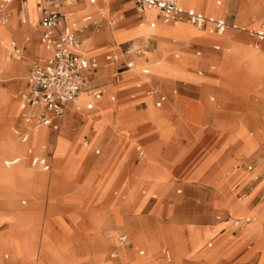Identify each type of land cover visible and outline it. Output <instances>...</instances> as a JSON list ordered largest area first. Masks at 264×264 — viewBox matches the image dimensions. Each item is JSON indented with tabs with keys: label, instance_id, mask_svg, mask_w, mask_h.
Masks as SVG:
<instances>
[{
	"label": "crops",
	"instance_id": "crops-1",
	"mask_svg": "<svg viewBox=\"0 0 264 264\" xmlns=\"http://www.w3.org/2000/svg\"><path fill=\"white\" fill-rule=\"evenodd\" d=\"M21 1L23 0H0V20L3 17H9L12 18V25L15 20L16 27L26 25L27 22L22 21L23 18L21 17L23 14L22 8L19 9ZM28 1L30 6L29 15L28 13H25V15L27 18L31 17L32 11H34L32 9L33 5L36 9L37 27H32L34 28L32 30L30 26L27 27L26 31L19 33L16 27L7 25L8 30L5 31L4 27L6 25H0V43H2L0 44V48H8L5 45V40L10 38V36L12 39L15 38L22 41L25 38V34L30 32L31 38L27 35V44L24 45L22 42V46L26 47L28 55L32 53L36 55L30 65L28 76L32 71L34 61L50 56V51L45 49L41 39L42 27L39 25L41 8L51 7L65 11L69 15L70 20L75 22L77 26L76 33L79 39L78 52L82 55L84 72L89 77L92 86L95 89H100L102 92L99 99H94L91 95L85 93L81 107L82 112L76 113L70 121L66 120V116L71 112L72 102L66 104L64 112L61 115L54 117V124L57 127L44 125V128H34L31 131L33 144L37 146L42 141H44V145L45 142H50L49 135L51 131L55 132L53 139L48 143V146H52L51 150H48L45 145L43 149L38 151L34 146L32 147L30 144H27L25 150L22 151L24 155H30V165L28 166L39 171L36 174L37 181H32L31 185H36L39 189L47 183L51 178L50 172L54 164L58 167L60 179L62 177L61 174H70L75 170L66 165V156H63L59 163L54 158L56 137L58 135H63L70 145L76 142L78 136H81L83 140H85L84 137H87L85 141L90 143V146L84 158L91 146L99 145L103 148V152L99 157L89 160L93 169L90 176H88V179L92 180V186L90 187L91 194L95 196L98 193H105L117 174L125 168L126 175L121 181L119 188L114 191L115 203L110 209L116 213L121 206H129L136 203L134 210L138 213L150 202V209L153 210L154 214L150 215L146 212V215L144 214L141 217L136 216L131 219L125 216L126 220H124L126 223L128 220L134 222V225L137 227V229L135 227L132 231L135 245H141V243L147 245L152 240H156L158 247L153 254L160 248L159 256L153 258L154 262L152 260V264H167L170 262L173 259L174 250L179 246H182L184 253H186L182 259V264H218V257H212L208 254L209 251H207L208 255L205 258L200 256L198 259H195V257L202 254L205 250H209L203 248L205 245L211 247L213 240L205 241L203 246L197 251H192L188 242L189 233L192 231V227L190 226L198 227L200 230L203 228L211 230L214 232L211 238L214 237L215 239L217 236L227 232L229 219L225 217H231V213L226 207V203L233 198L240 197H234L230 193L232 188L238 187L240 184L239 191L241 192L237 194L250 196L246 203L248 207L260 202L262 200L260 199L261 197L264 198V123L258 117L260 128L256 129L257 125H255V118L253 117L256 113L259 116L264 110V76L252 72L245 77V72L241 68L235 70L233 73H227L217 67L210 68V63L216 62L214 59H195L191 56L195 55L199 57L212 54L219 57L227 42L235 46L245 47L248 45L246 40L228 33V40L227 42L224 40L225 43L220 39L213 38L210 41L204 39L207 44H203L197 40V34L191 35L188 41L169 34L171 32L181 35L193 33V30L188 29L187 26H183L182 24L177 29L175 27L174 29H157V31L144 30V27L156 28L158 22L162 26L164 24L165 27L169 24L171 25L173 22L164 20L160 11L155 8L154 12L150 14L148 12L152 10L148 11L147 14H145L147 9L138 11L133 0H108L106 2L104 0H95L94 3H91L89 0ZM100 1L102 3H99ZM222 2L226 3L223 13L224 18L218 17L215 19H223L228 23L241 26L242 24L240 23L241 25H239L236 21L242 22L240 17L246 19L250 10H245L243 7L238 8L240 14L236 18V21H231L226 18L227 0H222ZM197 4L201 6V9L191 7L189 3L178 2L181 8H193L198 13L206 16L203 10L207 3ZM88 5H96V8H91ZM101 7L104 8V13L101 12ZM253 8H264V6L254 4ZM243 13H246V15H243ZM209 14L220 15L217 13ZM151 22H155L156 25L154 27L150 26ZM177 22L190 23L185 19ZM202 28L207 29V27ZM19 30H22V28ZM118 30L124 31L116 34ZM198 32L202 34L207 33ZM213 33L220 34V32ZM36 34L38 35V42L34 43L32 36ZM84 40H86L84 43L86 46L90 44L88 54L83 53L81 50ZM258 40L264 43V39L257 37ZM11 42L12 47L18 48L17 54H14L12 48L13 56H19L20 48L13 41ZM30 43H34L39 47H31ZM209 43H211V48L215 52L208 50ZM222 45L223 48L221 49ZM127 48L130 49L129 52L125 51ZM36 49L42 50V54L36 53ZM201 49L204 50L203 54H201ZM27 50L32 53H29ZM181 51L186 52L188 59L183 58V60L188 63L180 65L176 71L172 72L170 71V63L173 54L174 52ZM92 58L96 60L95 67H92L90 64ZM131 61L132 65L128 66V62ZM135 62L140 66L136 71H134L135 69H131ZM128 71H134V73L126 75ZM252 92L258 94L260 103L259 101L256 103L251 100ZM209 93L214 94L209 96V100L214 101L216 97V103L211 104L208 102ZM188 98L202 103L204 113L198 128L191 127L189 121L188 125L184 117L185 101ZM88 101L93 102L92 109L86 108L85 104ZM149 103L152 105L150 106L151 108L154 107L156 109L152 108L151 116L159 120L165 118L169 122L171 129H158L154 118L149 117L147 111ZM118 105L121 106L120 112H117L115 109ZM13 108V111H9V114L11 112L16 114L17 108ZM98 109L101 114L99 116L103 115L106 121L102 124L98 137L93 140L96 131L85 125L82 117L84 113H87L90 118L95 119V115L91 112H95ZM247 118L252 120L247 121ZM74 120L77 121V124L73 129L72 137H69L67 129L69 124ZM19 125L21 126V123ZM242 125L250 133V139L241 138L244 135ZM35 129H37L36 134H34ZM14 132L18 133L19 131L15 129ZM235 134L241 135V137H235ZM19 136L21 143H30V139L28 140V137H30L29 128L22 127V132L19 133ZM6 138L7 136H3L0 142H4ZM9 141L13 149L14 143L17 140L9 139ZM22 147L20 146L18 150H21ZM101 147L94 148V153L99 154ZM32 149L38 153H35ZM73 149H76V145ZM132 151L134 152V159L128 162V157ZM140 152L142 153L141 155ZM103 153H105V156ZM148 155L153 160L151 163L147 161L150 164L149 172L161 173L168 178L166 190L160 196L156 191L150 194H147L145 191L149 188L151 180L142 179L141 182L137 183L138 177L136 174L142 170L141 166ZM34 157L42 158L44 162L33 163L32 159ZM18 162L19 158L11 160L9 158L8 161L4 160V164L7 167L15 165ZM127 162L129 164L126 168ZM103 163L106 165L104 168L102 166ZM116 164L117 169L115 170ZM249 166L250 169L248 168ZM128 168L129 171H127ZM113 170H115V176L104 190L106 179ZM60 179L56 178L55 180H57L56 182H61ZM26 181L17 179L15 182L17 186L21 187L24 185V182L27 183ZM135 183L132 199H129V197L127 199L121 198L122 195L126 196L127 191L125 188ZM172 183H179L185 188L193 189L199 197H204L198 204L203 208V211H189L187 214L188 222H160V214L162 212L170 214L173 208L171 202H164V196L171 190ZM161 187L162 184L160 185ZM16 191L17 194L9 205L0 196V225L12 220L15 221V219L19 222L23 213L25 214L28 211L36 213L38 211V209L15 211L13 209L14 200L19 194L32 196L37 193H29L30 190L28 188ZM139 191L143 195L140 198L138 197L136 201ZM73 192L65 196V202L81 207L84 204L83 198L79 196V192L77 194ZM118 192L120 193L118 194ZM177 192H180V189H177ZM258 198L260 200L253 203ZM24 202L25 200H22V203ZM244 206L242 207L241 205L240 208V205H235L234 210L239 212L247 210ZM105 214L106 211H104V216ZM239 218L248 219L241 227L251 221V216L247 212L243 217ZM114 219L116 222L122 220L116 216H114ZM50 221L48 220L50 225L54 223L59 225V227L61 226V228L65 223L63 218H54L52 222ZM241 227L233 226V228H230L231 234L236 235ZM15 229L16 226L10 225L8 228L0 230V239L15 235ZM170 233L173 235L171 239L169 237ZM161 236L167 237L159 241L160 238L163 239ZM260 237V233L255 234V239L259 243H262L263 241L260 240ZM247 241H251L250 238L243 240L242 244L232 251V254L228 257L229 264H244L255 259L250 254L248 255L249 252L246 250L240 258L235 261L233 260L235 253ZM162 244H168L170 249ZM253 245L254 242L251 241L250 247H253ZM8 250L11 253L13 251L12 248ZM5 256L7 257V255ZM248 258L251 259L248 260ZM2 263L5 264V262Z\"/></svg>",
	"mask_w": 264,
	"mask_h": 264
},
{
	"label": "rangeland",
	"instance_id": "rangeland-1",
	"mask_svg": "<svg viewBox=\"0 0 264 264\" xmlns=\"http://www.w3.org/2000/svg\"><path fill=\"white\" fill-rule=\"evenodd\" d=\"M104 1L106 2L108 0ZM180 1L182 3H189L187 0ZM217 1L218 0H193V4L189 3V5L196 9H201V6L197 3H207L205 5V8L209 5L210 7L208 10L204 9L203 11H205L206 13H217L221 15L224 13L226 3H223L221 0V4H218ZM99 3L102 2L100 1ZM227 3L228 5L226 6V18L228 20L236 21V18L240 14L238 8L243 7V9L245 10H250L248 16H246L247 20L243 17H240L242 22H236H238L239 25L244 24L249 26L248 28H252V31H255L254 29H264V8H253L254 4L258 6H264V0H227ZM21 5L22 1L19 3V9L22 8ZM88 6L91 8H96L94 5ZM243 15H246V13H243ZM3 19H6V22L0 21V25L16 27L15 20L14 24H11L12 18L3 17ZM182 25L187 26L188 29L193 30V33L181 35L176 32H171L169 34L186 41L190 40L191 35L197 34V40H199L203 44H207L204 41L205 36L220 37L222 39L220 40L225 43V41L227 42L228 40V33H230L240 38H244L248 44L245 47H240L229 44L227 42V45L224 46V50L219 57H216L212 54L199 57L192 55L191 57L195 59H214L216 62H211L210 64H215L218 69H221L227 73H233L235 70L241 68L245 72V77L252 72H256L264 76V50H262L264 48V43H261L260 40L257 41V36L255 34H250L248 31H238L232 29L225 30V32L220 34H202L199 33L189 23H184ZM163 26L158 22L156 28L153 29L144 27V30L157 31V29H174L175 27L177 29L181 25L173 26L171 23V25L169 24L166 27L164 24ZM27 27H30V25L26 23V25L16 27V29L19 31V33H21L23 31H26ZM20 28H22V30H19ZM32 30H34V28H32ZM123 31L124 30H118L116 34ZM27 35H29L31 38V33L27 32L25 34V38L22 39V41L15 38L12 39V37L6 39L5 45L9 47L5 49L2 55L0 54V67L2 68L0 69V139L3 136H7L4 142H0V189L2 191L0 193V196L4 200H6L5 202L7 203V205H9L17 194L16 190H26L28 188L30 190L29 193H37L32 196L19 194L14 200L13 209L15 211H28L29 209H38V211L36 213L29 211L25 214L23 213V215L20 217L19 222H17V219H15V221L12 220L11 222L0 225L1 231L5 228H8L10 225L16 226L15 235L2 237L0 239V264H4L2 262H5V264H152L154 262L153 258L159 256L158 253L160 248H158V251L153 254V252H155L158 247L156 240H152V242H149L147 245L143 243H141V245H135L132 237V231L136 226L132 221L128 220L127 223L125 221V216H128L129 219H131L136 216L141 217L144 214L146 215V212L150 215L154 214L153 210L150 209V202H148L147 205H145L144 209L142 211H139L138 213H136L134 210L136 203L129 206H121V208H119L118 212L116 213L113 212L112 209H110L115 203L114 191L119 188L121 181L126 175V169H122L113 180L115 176V170L117 169L116 164V167L114 168L115 170H113L106 179L104 190L108 187L110 182L112 180L113 181L111 182L105 193H98L94 196L90 192L92 180L88 179V176H90L93 169L91 167V164L89 163V160L97 158L102 154L103 148L101 146H91L89 152L84 158L85 153L90 145L87 147L84 146V140L81 138V136H78L76 138V142L70 145L68 140L63 135H58L56 137L54 158L56 162L59 163L61 162L60 159L63 156H66V165L75 170L70 174H61L62 177L60 179V172L57 165L54 164L50 172L51 178L47 183L42 185L39 189L36 185H31L32 181H37L38 178L36 174L39 171L31 166H28L30 165V155H24L22 151L25 150L27 144H30L32 147L34 146L38 151L43 149L45 145L48 150H51L52 146H48V143H50L51 139H53V135L55 134V132L51 131L49 135L50 142H45V145L44 141H42L38 146L33 144V137L31 134L30 137H28V140L30 139V143H21L19 133L22 132V127H26V125L24 126L23 122H25V120L23 119L20 110L18 111L17 105H19L21 101L20 93L25 90V81L30 69V65L32 63V60L36 56L34 53L27 50L29 53H32L31 55H28V53H26V47L22 46V42L24 45L27 44ZM37 36V34L32 36V41L34 43L38 42ZM11 41H13L20 48L19 56H13L12 44H10L12 43ZM85 41L86 40L83 41L82 45L85 51L88 53L90 44L86 46L84 44ZM34 43H30V46L39 47ZM222 48L223 45L221 46V49ZM208 50L211 52H215L211 48V43H209L208 45ZM203 52L204 50L201 49V54H203ZM183 58H187L186 52H174L173 58L171 59L170 63V71H176L177 67H179L180 65L187 64L188 62L184 61ZM139 67L140 66L137 64V67L134 71L138 70ZM134 71L126 72V75H132ZM210 95L214 94L209 93L208 102H210L211 104L216 103L217 98L215 97L214 101H210ZM251 100L256 103L259 101L260 103V98L257 93H251ZM150 106L152 105L149 103V106L147 108L149 117L154 118L158 129H171L169 122H167L165 118L163 120H159L151 116L152 108L154 107L151 108ZM13 107L17 108L16 114L13 112L9 114V111L14 109ZM120 107L121 106L119 105L116 106L115 109L117 112L121 111ZM79 112H82L81 108L77 109L76 107H71V112L68 116H66V120L70 121V119H72L74 115ZM91 113L95 115V119L90 118L87 113H84L82 118L85 121V125L93 128L96 131V134L93 138V140H95L98 137L102 124L106 121V118L103 115L99 116L101 115L99 109ZM203 113L204 110L200 101L191 98H188L185 101L184 117L187 123L189 121L191 127H199ZM253 117L255 118V125H257L256 129H259L260 125H258L257 118L260 117L264 123V110L260 113L259 116L256 113L255 115H253ZM246 120L250 121L252 119L247 118ZM20 123L22 127L19 125ZM76 124V120L69 124V127L67 129L69 137H72L73 129L75 128ZM35 127L36 126H30V132L33 131ZM44 127L45 126H40L39 128ZM242 128L244 130L243 137L236 134L235 137L250 139V133L247 131L244 125H242ZM15 129H17L19 132L15 133ZM159 132L161 133V131ZM35 133H37V129L34 130V134ZM8 138L11 140H17L14 143L15 146L13 149L11 148V144ZM84 138L85 140L87 139V137ZM75 145L76 149L74 150L73 147ZM20 146L23 147L21 148V150H18ZM96 147H101L99 154L94 153V148ZM32 150L35 152L34 149ZM103 154L105 156V153ZM9 158L10 160L19 158V162L15 165H10L7 167L4 164V160L8 161ZM83 158L84 160L82 161ZM133 159L134 152L132 151L128 157V162H131ZM147 161H149L150 163L153 162L149 155L146 156L143 161V164L141 166L142 170H140V172L136 174V176L138 177L137 183L141 182L142 179L151 180L149 188L145 191L147 192V194L154 193L156 191L160 196L166 190L168 178L166 175L161 173H150V164H148ZM128 162L126 164V168L129 164ZM102 166L104 168V166L106 165L103 163ZM127 171H129V168L127 169ZM56 178H59L61 182H56ZM17 179H22L23 181L27 180V183L24 182L23 184L25 186L22 185L21 187H19L15 182ZM158 183H160V185L162 184L161 188ZM134 185H136V183L130 185L128 188H125L127 192L126 197L123 199H127L128 197L130 199L132 197ZM240 186L241 184L238 185V187L232 188L230 190V193H232L234 197H240L233 198L226 203V207L230 210L231 213V217H225L229 219L227 232L217 236V238L215 239L214 237L211 238L212 234L214 233L211 230L207 228H203L202 230H200L198 227L190 226L192 227V231L191 233H189L188 242L191 246L192 251H197L200 247L203 246L205 241L213 240L211 247H207L205 245L203 248L209 250H205L204 252H202V254L195 257V259H198L200 256H203V258H205V256L210 254L212 257H218V264H229L228 257L232 254V251L238 245L242 244L243 240L250 238V240L254 242L253 247H250L251 241H247L244 246H242L240 250L235 253L233 260L235 261L240 258L246 250H248L249 252L248 255L256 251L257 254L255 255V260L249 261L244 264H260V262L261 264H264V198L261 197L260 199L262 200L260 202L248 207L246 203L250 196L238 195L237 193L241 192L239 191ZM170 189V193L168 192L164 196V202H171L173 204V208L171 209L170 214H167L165 212H162L160 214L159 217L161 223H164L165 221L185 223L188 222L187 214L189 213V211H203V208L198 204L204 197H199V195L195 193L193 189L185 188L179 183H172ZM177 189H180V192H177ZM72 191H74L73 193L75 194L79 192V196L83 198L82 201L84 204L81 207H77L65 202V196ZM142 195L143 194L141 193V191H139L136 201L138 200V197L140 198V196ZM245 197L247 198L246 200ZM260 199H255L253 203L259 201ZM22 200H25V202L22 203ZM235 205H240V208L241 205H245L244 207L247 210H243L240 212L235 211ZM104 211H106L105 216ZM246 212L251 216L252 220L242 227L239 224H234V218L240 216L243 217ZM114 216L121 218L122 220L116 222ZM54 218L64 219L65 223L63 222L64 225L62 228L57 224L51 223L50 225L48 223V220H51L50 222H52ZM222 218L224 217L222 216ZM260 220H262L263 222V226L261 229L260 225H258ZM233 226L241 227L236 235H232L230 232V228H233ZM256 233H260V240L263 241L262 243H259L255 239ZM124 234L125 240L122 242V240H120V237ZM166 237L163 236V239L160 238L159 241L164 240ZM169 237L171 239L173 235L170 233ZM162 245L170 249L168 244ZM162 245H160V247H162ZM10 248L13 249V254L8 250ZM207 251H209L208 254ZM5 255H7V257ZM185 255L186 253H184L183 247L179 246L173 252V259L167 264H174L175 260L182 261ZM250 259L248 258V260ZM12 260L14 261L12 262Z\"/></svg>",
	"mask_w": 264,
	"mask_h": 264
},
{
	"label": "built area",
	"instance_id": "built-area-1",
	"mask_svg": "<svg viewBox=\"0 0 264 264\" xmlns=\"http://www.w3.org/2000/svg\"><path fill=\"white\" fill-rule=\"evenodd\" d=\"M133 1L138 11L158 9L166 21L177 22L185 19L197 27H207L209 32L243 30L264 39V33L252 32L223 19L204 16L193 8L183 9L178 5V0ZM39 25L42 27V43L45 49L50 51V56L33 62L32 71L26 77L25 90L20 93V112L25 122L29 124L57 127L54 124V117L64 112L67 103H73L80 93H88L92 98L99 99L102 92L92 86L84 72L82 55L78 52L77 26L70 20L69 15L55 8L42 7ZM13 50L14 54L18 53V48L13 46ZM125 51L129 52L130 49L127 48ZM90 64L92 67L96 66L95 58L91 59ZM131 65L132 61L128 62V66ZM93 105L92 101L85 104L87 109H92ZM32 162L42 163L44 159L34 157ZM248 168L250 169V166ZM247 220L236 218L234 224L243 225ZM120 238L123 242L125 235Z\"/></svg>",
	"mask_w": 264,
	"mask_h": 264
},
{
	"label": "bare ground",
	"instance_id": "bare-ground-1",
	"mask_svg": "<svg viewBox=\"0 0 264 264\" xmlns=\"http://www.w3.org/2000/svg\"><path fill=\"white\" fill-rule=\"evenodd\" d=\"M189 3H193V0H187ZM178 2L179 3H181V1L180 0H178ZM217 3L218 4H221V0H218L217 1ZM102 5V4H101ZM94 6H96V5H94ZM29 1L28 0H23V6H22V18L27 22V24H29L31 27H34V28H36L37 27V25H36V14H35V11H36V9H35V7L33 6V9H34V11H32L33 13H32V15H31V17L29 16L28 18L26 17V15H25V13H28V15H29ZM192 7V6H191ZM209 7H210V5L209 6H207L206 8H204V9H206V10H208L209 9ZM150 10H152V11H150ZM153 10H155L154 8H150V9H147L146 11H145V14H147V12L148 11H150V12H148V14H150L151 12H154ZM101 12H105L104 11V8L103 7H101ZM204 12V11H203ZM204 14L206 15V16H208V17H211V18H218V17H222V18H224V15L222 14V15H214V14H209V13H206V12H204ZM0 21H3V22H6V19L4 20V19H2V20H0ZM144 23V22H143ZM173 25H175V26H179V25H181V24H184L183 22H173L172 23ZM190 24V23H189ZM145 25V24H144ZM143 25V26H144ZM156 25V23L155 22H151L150 23V26H152V27H154ZM190 25H192L195 29H197L198 31H202V32H207V33H210V34H214L213 32H209L208 31V29H205V28H201V27H197L196 25H193V24H190ZM241 27H243L244 29H247V30H250V31H252V28H248L249 26H247V25H244V24H242L241 25ZM167 29H169V28H167ZM4 30L6 31V30H8V26H5L4 27ZM255 31H252V32H256V33H264V29L263 30H257V29H254ZM223 32H225V31H223ZM223 32H221V33H223ZM11 37V36H10ZM213 38H216V39H221L220 37H217V36H205V38L204 39H206V40H208V41H210V40H212ZM222 40V39H221ZM0 44H2V43H0ZM9 47V46H8ZM252 47V46H251ZM253 47H256V46H253ZM13 48V47H12ZM81 50H82V52L83 53H85V54H88L86 51H85V49L83 48V45H81ZM4 51H5V48L4 47H1L0 48V54L2 55L3 53H4ZM36 51V53H41L42 54V50H35ZM137 67V64H136V62H135V64H134V66L131 68V69H135ZM210 67L211 68H213V67H215L216 68V65L215 64H212V65H210ZM1 69V68H0ZM130 69V70H131ZM84 97H85V93H80L79 94V96L74 100V102H73V104H72V106L71 107H76L77 109H80L81 107H82V102H83V99H84ZM17 107H18V111L20 110V106L19 105H17ZM13 111V110H12ZM98 115V114H97ZM24 123V126L26 125V127L27 128H30V126H36L35 128H39L40 126H44V125H31V124H29V123H27V122H23ZM30 134H31V132H30ZM36 134V133H35ZM90 145V143H88L87 141H85L84 140V146H89ZM119 194V193H118ZM243 196H246L245 194H243ZM122 198H125L126 196H121ZM246 198V197H245ZM243 207V206H242ZM240 217H242V216H240ZM236 218H239V217H236ZM235 220V219H234ZM252 220V219H251ZM258 225H260V229L262 228V226H263V222H262V220H260L259 221V224ZM257 230V229H256ZM255 230V231H256ZM257 234V233H256ZM257 254V252L255 251V252H253V253H251L250 254V256L252 257V258H255V255ZM176 257V256H175ZM255 260V259H254ZM253 261V260H252ZM171 263H173V262H171ZM174 264H182V261H178V260H175V263Z\"/></svg>",
	"mask_w": 264,
	"mask_h": 264
}]
</instances>
